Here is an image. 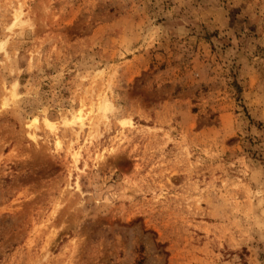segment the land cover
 Instances as JSON below:
<instances>
[{"label": "rangeland", "instance_id": "rangeland-1", "mask_svg": "<svg viewBox=\"0 0 264 264\" xmlns=\"http://www.w3.org/2000/svg\"><path fill=\"white\" fill-rule=\"evenodd\" d=\"M0 264H264V0H0Z\"/></svg>", "mask_w": 264, "mask_h": 264}, {"label": "bare ground", "instance_id": "bare-ground-1", "mask_svg": "<svg viewBox=\"0 0 264 264\" xmlns=\"http://www.w3.org/2000/svg\"><path fill=\"white\" fill-rule=\"evenodd\" d=\"M20 14H21V13H20L19 10H17V11L15 12V20H16V21H17V20L20 21ZM5 104H6V99L3 98V100H2V105H5ZM102 106H103V105H102ZM102 106H101V107H102ZM76 110H77V109H76ZM83 119H84V117H83V115L81 114V109H78L77 111H75V112L73 111V112H72V115H71V117H70L69 120L63 118V123H64V124L78 123V126L81 128V127H83ZM35 122H36V118H33L27 126H28V127H32V126L35 125ZM45 124H46V126H48L50 129H53V128L55 127V125L53 124V122L50 121V120H48V119H45ZM28 135H29L31 138H35V135H34L33 132H29ZM58 142H59V141H58ZM56 145H57V144H56Z\"/></svg>", "mask_w": 264, "mask_h": 264}]
</instances>
